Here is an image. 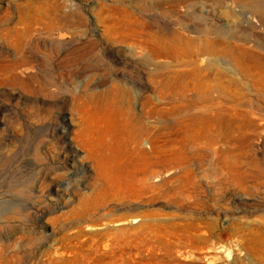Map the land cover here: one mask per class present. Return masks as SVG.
Wrapping results in <instances>:
<instances>
[{"label": "rangeland", "instance_id": "1", "mask_svg": "<svg viewBox=\"0 0 264 264\" xmlns=\"http://www.w3.org/2000/svg\"><path fill=\"white\" fill-rule=\"evenodd\" d=\"M262 1L0 0V264H264ZM195 69L233 124L176 142ZM105 99L143 127L99 158Z\"/></svg>", "mask_w": 264, "mask_h": 264}, {"label": "bare ground", "instance_id": "2", "mask_svg": "<svg viewBox=\"0 0 264 264\" xmlns=\"http://www.w3.org/2000/svg\"><path fill=\"white\" fill-rule=\"evenodd\" d=\"M251 8L259 12L261 15H263L264 14V1H262L261 3H256L252 5ZM252 21L257 22L256 18H253ZM214 34H215V30H212V29H208L200 33V36L201 35L204 36V40L202 39L200 40L203 42V47L199 50L198 55L202 56L205 54H210L212 56H207V57L203 56V58H201L200 56L199 57L201 58V60L202 59H205V60L213 59L214 62H217L223 68L228 70L230 65L226 61L227 59L219 60L218 56L228 57L231 52L229 49L223 50L224 48H219L217 46V44L219 43L218 42L216 43V40L213 37ZM140 43L143 45H146L147 47H152L153 49L158 48L156 42L151 39L142 38L140 40ZM184 43L188 44L187 42H184ZM197 59L199 58L197 57ZM207 74L208 73L203 70L195 69L194 71H191L190 73L175 74L174 76L169 77L168 79H165V84L163 86H165L169 90L174 89L177 92H180V91L182 92L181 94L182 97L177 101V103L176 101H174L175 106H174L173 117H172L173 121L171 124H168L167 126V130L171 135L173 133L176 134L175 138L173 137L176 140V142H179L183 136H189L190 138V137H197L201 135H208L211 133L213 126L219 127V128L226 127L227 129L228 127H231L233 124L234 117L233 115H231V113L227 112L228 111L227 109L220 108L221 110L219 111L217 110L218 102L214 100L213 94L211 92L212 88L209 84H207V81H204V78H206ZM189 77L194 80L192 81L193 87L187 81ZM177 78L180 79V83L175 84ZM191 89L197 90V95L195 97L187 95L186 92H188ZM90 118H89L90 119L89 127L93 129L96 126L97 128L96 134H97V140H98V144L94 147V150L93 149L91 150L92 152L91 154L97 155L99 158H101V142L103 143V145L110 147L111 149H114L116 147L118 143V129L120 126L126 128L128 132H130V134H135L138 129H142L143 127V123H141V121L137 120L133 115H127V113H123L117 107H115L114 101L111 102L106 99L105 101H101L97 103L96 112L94 116H91ZM234 127H236V125H234ZM174 139L173 141H175Z\"/></svg>", "mask_w": 264, "mask_h": 264}]
</instances>
